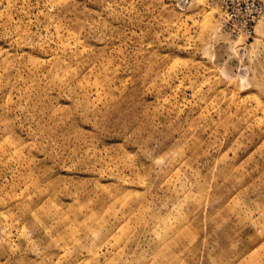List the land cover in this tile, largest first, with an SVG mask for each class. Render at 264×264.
Wrapping results in <instances>:
<instances>
[{"label":"rangeland","instance_id":"obj_1","mask_svg":"<svg viewBox=\"0 0 264 264\" xmlns=\"http://www.w3.org/2000/svg\"><path fill=\"white\" fill-rule=\"evenodd\" d=\"M0 264H264V0H0Z\"/></svg>","mask_w":264,"mask_h":264},{"label":"built area","instance_id":"obj_2","mask_svg":"<svg viewBox=\"0 0 264 264\" xmlns=\"http://www.w3.org/2000/svg\"><path fill=\"white\" fill-rule=\"evenodd\" d=\"M250 9L253 10L254 12H258L261 9V6H260L259 2L253 1L251 3Z\"/></svg>","mask_w":264,"mask_h":264}]
</instances>
